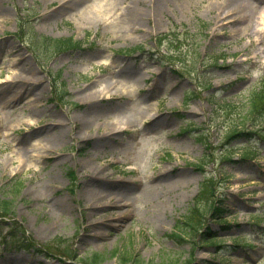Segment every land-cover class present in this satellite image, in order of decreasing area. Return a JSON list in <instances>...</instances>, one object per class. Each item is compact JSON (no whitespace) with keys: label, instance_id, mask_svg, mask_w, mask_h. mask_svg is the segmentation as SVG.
Segmentation results:
<instances>
[{"label":"rangeland","instance_id":"374dc122","mask_svg":"<svg viewBox=\"0 0 264 264\" xmlns=\"http://www.w3.org/2000/svg\"><path fill=\"white\" fill-rule=\"evenodd\" d=\"M71 1L73 9H62ZM171 27L176 40H160ZM33 32L82 45L52 55L45 42L31 43ZM140 45L142 52L118 51ZM172 46L185 60L179 74L151 54ZM263 82L264 0H0V199L12 205L0 227L15 221L16 238L36 247L0 246V264H80L62 261L56 248L45 252L60 241L77 257L105 253L102 264H120L111 253L125 248L153 264H264L263 143L252 160L238 149L235 163L206 164L229 175L220 186L225 217L242 225L250 249L226 251L239 229L210 218L195 241L168 236L204 176L193 165L202 141L217 153L226 145L227 121L210 93L227 103ZM54 83L65 86L66 102L51 97ZM197 83L199 95L185 99ZM115 183L123 187L114 194ZM115 196L128 207L106 204ZM256 213L259 228L248 225ZM212 235L218 252L202 242Z\"/></svg>","mask_w":264,"mask_h":264},{"label":"trees","instance_id":"16d2710c","mask_svg":"<svg viewBox=\"0 0 264 264\" xmlns=\"http://www.w3.org/2000/svg\"><path fill=\"white\" fill-rule=\"evenodd\" d=\"M203 27H206V23L202 24ZM174 30L168 34H164L161 39L169 38L171 42L176 40V35ZM171 34V35H170ZM177 34V33H176ZM174 35L175 37H172ZM42 37V36H41ZM36 38L33 39L32 42H35ZM40 40L45 42H49L51 46H48L51 50L56 51L62 46L66 48H71L76 44V41L71 38H48L42 37ZM198 43V41H197ZM175 47L172 46L168 49V54L164 55L165 60L163 62H168L173 71L177 73H181V67L185 66V60L181 56H179L175 52ZM196 56V55H195ZM178 65V68H174V65ZM191 72V70H189ZM206 70L203 72L206 74ZM200 83V82H199ZM224 112L228 115V123L229 128L226 132L225 138L227 142L233 140L236 136H240L243 134H250L251 132H242L247 130L248 125H259V129H256V132L264 138V126H262V122L264 123V82L257 84L256 86L252 87L246 97L238 102H234L232 104L224 103L220 105ZM231 115V116H229ZM252 150V148L250 147ZM71 171H69L70 175ZM73 173L71 174V177ZM216 182L213 176L206 177L203 182L201 183L200 190L194 196L191 205L188 207V212L184 214L181 219H178L175 224V231L171 236H174L179 242H183L187 240H194L195 234L199 233V230L203 228L206 224L208 218H212L215 216H220L219 214L223 212V206L220 204H216ZM11 199H0V217H4L1 215H5L11 211ZM218 202H221V199H218ZM6 216V215H5ZM220 218V217H219ZM225 222V220H221ZM208 233L205 231L203 234ZM12 236H16V234H12ZM1 242H6V237L4 235L0 236ZM244 238V234H240L236 238V243L240 239ZM211 243L212 238L209 239ZM118 250L112 251V254H117ZM119 253V252H118ZM119 257V254L117 255ZM122 260V264H149L145 263L140 259L134 258V255L131 254V251L128 249L125 252L121 253L120 256ZM103 260V255L100 253L94 252L92 256L84 262V264H101ZM174 264H178L174 262Z\"/></svg>","mask_w":264,"mask_h":264},{"label":"bare ground","instance_id":"6f19581e","mask_svg":"<svg viewBox=\"0 0 264 264\" xmlns=\"http://www.w3.org/2000/svg\"><path fill=\"white\" fill-rule=\"evenodd\" d=\"M63 1V3L66 1V0H62ZM76 4V2H74V1H71V2H68V4L66 5V6H62V9L64 8V7H68L69 9H73V7H74V5ZM64 9H66V8H64ZM111 85V83H106V87L105 88H103V89H101V90H96L95 91V96H101V94L104 92V91H107V89L109 88L108 86H110ZM85 95H89V93H85ZM84 98H86L85 96H83ZM113 123V125H114V122H112ZM117 132H119V130H116V131H113V132H110V133H107V134H105L104 135V137H108V138H111V136L114 134V133H117ZM84 146H86V145H83L82 147H84ZM123 183V182H122ZM122 183H115V184H111V185H117V187L116 188H114L113 190H112V193H118V191H116L117 189H120L119 188V186H121V184ZM121 187H123V186H121ZM124 188H126V187H124ZM122 199L120 198V197H117V196H115L114 198H109L107 201H106V204L107 203H109V204H112L113 205V207L114 208H117V211H119V210H121V209H123V207L125 206H127L128 207V204L126 203V202H122L121 201ZM99 201V200H98ZM95 206H97V205H93L92 207H95ZM97 207H99V206H97ZM123 212H124V210H123ZM92 225H95V224H91V226Z\"/></svg>","mask_w":264,"mask_h":264}]
</instances>
